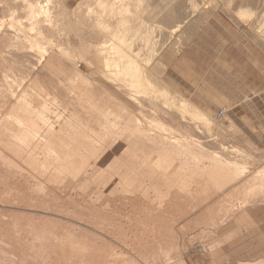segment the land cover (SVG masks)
Segmentation results:
<instances>
[{"label": "bare ground", "instance_id": "obj_1", "mask_svg": "<svg viewBox=\"0 0 264 264\" xmlns=\"http://www.w3.org/2000/svg\"><path fill=\"white\" fill-rule=\"evenodd\" d=\"M182 1L86 0L75 14L83 25L63 26L61 0H0V58L26 73L17 91L0 80V264H187V251L171 252L194 221L217 225L227 242L264 213V167L248 170L246 189L236 170L249 155L223 141L239 159L200 146L187 121L208 129L210 115L162 83V61L150 63L166 46L164 23L180 18L171 40L208 3ZM242 1L232 18L264 46V0ZM238 180L246 194L230 199ZM125 206L136 223L122 241ZM246 254L243 264H264V253Z\"/></svg>", "mask_w": 264, "mask_h": 264}, {"label": "rangeland", "instance_id": "obj_2", "mask_svg": "<svg viewBox=\"0 0 264 264\" xmlns=\"http://www.w3.org/2000/svg\"><path fill=\"white\" fill-rule=\"evenodd\" d=\"M195 1H196V3H199V5H200L201 0H195ZM210 1H212V3ZM85 2H86V0H61L60 8L57 5L58 8L56 7V10H58L60 13H62L63 16L67 15L68 10L70 12V13H68L69 15L66 16V18L64 17L65 19L63 18V16L60 15L61 20H63V19L66 20V22H65L66 24H64L63 26H82L83 25V23H79L80 20L78 21L75 18H77L79 16L77 14L79 12V11H77V9L79 8V10L81 11V9H80L81 5H82L81 7L84 6L83 7L84 9L86 8L85 5L82 4ZM182 2H184V4H185V2H187V0H185V1L183 0ZM207 2L208 3L206 4V7H203L202 5H200L199 12H197L196 15L192 19H190V21L188 22V25L186 24L181 29V31L178 33V36H176V37L174 36L171 40H169L171 37V36L169 37L170 28H173L174 27L173 25H175L176 21L180 18H177L173 22H170L169 25L167 23H164L163 29H166L165 34H167V35L164 34L163 43L166 40V42H165L166 44L164 43L166 46L159 53L160 55L154 59L155 61L153 60V62L151 61L150 63L155 62L154 64H156V62L158 61L156 59H159L160 61H162L161 63L162 64L164 63V65L166 66L164 68V73L162 75V79H163L162 83H164V85L166 84L168 89L170 88V90L173 93H175L176 95L181 94L180 96H183L186 99H188L191 103H193V105H195L196 107L201 109L203 112L208 113L207 114L208 116L210 115L209 117H211L210 119L213 121V124H211V126H209L208 129H207V125L205 124L204 120H202V121H200V119L195 120V118L193 119V117L190 116L189 117L190 119L188 121H190V120L191 121L190 122L187 121V123H188L187 125L189 128L192 127L191 125L194 126V127H192V128H194L193 129L194 131L192 133H195V134H193V135L194 136L196 135L197 137L200 136L199 139L195 136L198 139V143H200L199 144L200 146H203V148L206 149L207 151L211 150L210 147L211 148L214 147L213 150L216 149L215 152H217L218 154H220V153L225 154V155L227 154L228 157L230 155L231 159L235 160L237 157L235 158V156L230 154V153H226V152L223 153L222 149H220V147L222 148V146H220L218 143H222V141H223V142H226L224 144L225 145L227 144L226 145L227 147L232 144L231 147L236 146V148H238V149L240 147L241 150L242 149L244 150V153H247L249 155L248 158H246L247 156H245L242 158V160H238V162L242 161V162H240V166H242V168H244L246 166L245 163L249 164L248 161H251L250 164L251 163H253V164H251V165L249 164L248 166H246V168L248 167L247 170H246V168L243 169L242 171H240L238 169L236 170V173H238V171L240 172L237 174L239 176V178H241V176L244 178H246V176H248L247 177L248 179L247 180L245 179L246 181L244 182L245 188L247 189V186L248 185L250 186L251 185L250 183H252V181L251 182L248 181L249 180L248 174L250 172H252V173H250L251 175H256L257 173L255 174V171L257 172L259 169H261L260 168L261 166L264 167V164H263L264 163L263 162V160H264V90H262V89H264V46L261 45L262 44L261 41L256 43V37L257 36H256L255 31H257V29L251 31L250 28H248L249 26L239 25L236 22V20L235 19L233 20V18H232L234 15H236L234 13V11H236V9L241 7V4L242 5L244 4V2L242 0H207ZM61 3L63 6L65 4L64 8H63V6L61 7ZM186 4H185V6H187ZM65 7L68 9V10L66 9L67 11H65ZM92 8L94 9L95 6L93 5ZM60 9H61V11H60ZM71 12H72V14H71ZM184 12H185V10H184ZM185 13L186 14H183V13L182 14L186 15V16L189 14V13L187 14V11ZM75 14H77L78 16ZM82 16L83 15H81V17ZM69 17H71L72 20H68L67 18H69ZM203 20H204V22H203ZM70 21H72L73 23ZM207 21L210 22L211 26L213 24L212 27H206L205 28V30H211L212 31V36H210V37L205 36L204 39L197 40V46L195 47L194 53H192L189 56V58L186 59V61H184L183 63L182 62L178 63V58H180V55L183 52L184 48L186 47L187 43L193 39V37L195 36V34L199 30L203 29L202 27H204L205 22H207ZM260 22L261 23L264 22V19L263 18L260 19ZM198 23H200V24H198ZM77 24H79V25H77ZM263 28L264 27H262V26L259 27V29L261 30L260 32L262 34H264V32L262 31V30H264ZM74 31H76V29L71 31L70 34L72 35L73 33H75ZM167 31H168V33H167ZM219 31H229V33L234 36V39L232 40V42L234 44L233 43L232 44L231 43L226 44L225 42H227V41L224 38H221L218 35H216V33H218ZM69 32L70 31H68V33ZM251 32H253V33H251ZM72 36H73V39H72ZM72 36H71V39L75 40L76 37L74 36V34ZM167 37H169V38H167ZM176 38L178 40H176ZM260 38H264V36L262 35V37H260ZM176 41H178V42H176ZM173 48H175V50L178 52V54H176L175 56H171V51ZM224 49L228 50V52L234 56L238 55L239 50L241 51L242 64H243V66H242L243 67V73L241 74V81L246 83L247 80L248 81L250 80V78H249L250 77V71L253 73H257V76L259 78V81L257 80L258 84L256 85L260 88L259 89L260 94H259V97L257 98L258 99V101H257L258 109L253 112L254 114L246 111L242 116L246 120L244 122H246L248 124H250V122H251V123H253L252 126H250V125L241 126L240 125V121H241L240 114L236 110L228 109L229 106L224 105V102H219V99L221 97L219 94L222 92V90L224 88V86H222V85H224V83L226 81V79H225L226 73L223 72V70H221V69H218L217 71H213L210 69H211L212 65L214 64L213 58L216 57L217 54L218 55L222 54ZM5 55H7V53ZM221 57H223V56L221 55ZM1 59L2 58H0V60ZM7 60H8V63H6ZM7 60H6V62H5V60L4 61L1 60L3 62L0 61L1 62L0 63V69H1L0 70V80L2 79V81L4 80L6 82L9 81V83L13 84V89H14V88L18 87V84L20 82L19 83H17V82L22 81L23 79H21V78L26 76V73L24 72L25 73L24 74L22 71L17 70L16 73H19V75L16 76L17 74L14 73L16 71L14 68L15 66H13L14 70L12 69V67H10V65H14L13 63H11L12 60L10 58H7ZM3 63H6V65H4L2 67ZM7 64H10V65H7ZM150 66H151V64H150ZM9 69L11 72L9 71ZM245 70H248V71H245ZM2 72L6 76L4 74H2ZM21 72L23 74H20ZM8 74H9V76H8ZM20 75L21 76L24 75V76L21 77ZM255 76H256V74L251 75L253 82L256 79ZM45 80H46V78H45ZM257 81H255V82H257ZM233 82H235V79H233ZM15 83H17V85H15ZM249 83H250V81H249ZM249 83H248V85H249ZM28 85H29V81L26 79L24 81L23 88L26 90ZM256 86H254V87H256ZM15 90L17 91V88ZM177 93H179V94H177ZM149 109H147V111L150 112L151 109L150 110ZM220 110L226 111V114L223 118L218 117V113ZM1 111H3V110H1ZM149 112H147L146 115L153 116V115H150L151 113H149ZM139 117L141 120H145V119H143V117L141 115ZM219 126L223 127L222 131L219 130ZM232 129H234L235 132ZM216 131H218L217 132L218 134L221 133V135L220 134L219 135L222 137L223 140H219V138H221V137H218L219 135H217ZM225 132H226V134H225L226 136L223 135V133H225ZM179 133L181 134V132L176 131L175 134L178 137H180L181 135L179 136ZM216 135L218 138L216 137ZM203 143L206 144L205 146H209L208 147L209 150L204 145H201ZM215 143H217L220 147ZM249 148H251L252 150H250ZM243 150H242V152H243ZM254 150H255V152H254ZM210 152L213 153L214 151L211 150ZM250 156H252L253 158L256 157L255 158L256 161L254 159H252ZM237 159H239V158H237ZM246 159H248V160L246 161ZM253 161H255V162H253ZM239 169H241V168H239ZM244 170H246V171L244 172ZM248 170H249V173H248ZM243 173L244 174L246 173V174L244 175ZM237 175H235V177L237 179H239ZM240 180H238V181L242 183V181H240ZM239 182L235 183V184H239L237 186L232 184L234 187H237L238 189L233 188V186L230 184H227L225 187V188L229 189L230 188L229 186H232V188H230L231 190L227 189L230 192L234 189L236 191V189H237V191H236L237 196L235 193L230 194V192L227 194L228 196L224 195V191L226 190V189H224L223 192L221 191L222 193H220V194L218 193L220 195V197L222 198L223 196H227L228 198L231 199L232 195L233 196L235 195V197H238L239 196L238 193L240 194L241 190L243 193H245L246 192L244 190L245 188L242 189V185H244V183L241 184ZM195 183H194V185H197ZM240 186H241V188H239ZM239 189H241V190H239ZM228 191H225V192H228ZM242 192L240 195H242ZM215 194L217 196H219L217 193H215ZM229 194L231 195V197H229ZM217 196H216V199L212 198L213 199L212 202L217 201V199L218 200L220 199L221 201L226 199V197L225 198L223 197L222 198L223 200H222L220 197L218 198ZM242 196L238 197V199L241 198ZM233 199L235 201H237V198L235 199L233 197ZM220 200H219V202H220ZM122 207H124V206H122ZM125 208L126 209H123V210H126V211L122 210V212L120 213L121 219H118L117 216L116 217H117L118 221H120V222H121V220L124 223L127 222L125 224L126 227H125L124 223L121 222V225H120V223L117 221V219L115 220L116 222L119 223L117 225V223L115 222L117 229H119L118 230L119 231L118 233H120V235L118 234L119 238H120V236H121V238L122 237L124 238L125 235H127L126 234L127 232H128V236H129L131 233V230H129L128 227H130V225H133V223H136V221H133V223H130V222H132L130 220H135V219H132L135 216H134L133 212L130 210L131 208L129 206L128 207L125 206ZM128 210H130V212H128ZM124 213H126L125 215L130 213L128 215H130L129 217H131V218H129L127 215L126 217H128L127 218L128 220L126 221L125 220L126 218L124 217ZM128 222L130 224H128ZM205 222L202 221V223H201V222L197 221L198 226H200V228L197 225H195V223L194 224L192 223L193 225L190 224V227L188 229L189 230L191 229V230L189 231L187 229V231H186V232H188V233H186V234H188V235H186L187 237L182 236L181 238H183V239L178 238L179 241L175 242L177 245L174 243L175 246H177V247L173 246L174 250H172L173 252H171L172 253L171 255H173L174 253L180 254L177 252L179 250L181 252L187 251L188 253L186 252V255H185V260L187 261V264H243V262L240 261V258H241L240 254L242 253V251L244 253L246 250V253L248 255H250V258L251 257L253 258L254 254L257 252L258 253L255 254V256L260 254V252L264 253L263 252L264 251V213H262L258 219L253 220V222L250 224V227H249L250 228L249 233H248L247 227L244 229H241L239 233L230 237L227 240V242H224L225 241L224 238L220 237L221 235L217 232L218 230L216 231V229H218L217 225L212 226L209 220L207 221L208 225L206 224L207 222L206 223ZM114 225L115 224L113 223V226ZM119 226H121V227H119ZM122 226H124L125 228ZM193 226L194 227L196 226V228H194ZM204 226H206V227H204ZM121 228H123V229H121ZM117 229L115 228V232H117ZM124 229H127V231L126 230L124 231ZM206 230L208 231V233L209 232H211V233L208 234ZM201 231L202 232L204 231V233H202ZM124 233H125V235H124ZM212 233H214L216 235L214 236V234H212ZM250 233L251 234L253 233L252 234V235H254L253 238L250 236ZM218 234H219L220 239L216 238V236H218ZM126 237L124 239H122V241L126 240ZM206 237H207V239H206ZM128 240L129 239L127 238V241ZM181 240H182V242H181ZM252 241H253V244H252ZM128 242H130V240ZM225 243H227V244H225ZM183 245H184L185 249L187 248L186 250L185 249L182 250ZM227 245H228V247H227ZM248 245H250L251 247L250 246L247 247ZM178 247L180 248L179 250L177 249ZM244 248H245V250H244ZM262 248H263V251L261 250ZM202 249H206V252H204ZM233 249H236V250H233ZM226 252H229V253L231 252V253L229 255L228 253L226 254ZM242 256H243V254H242ZM234 257H236V258L234 259ZM246 258L248 259L249 256H246Z\"/></svg>", "mask_w": 264, "mask_h": 264}, {"label": "crops", "instance_id": "obj_3", "mask_svg": "<svg viewBox=\"0 0 264 264\" xmlns=\"http://www.w3.org/2000/svg\"><path fill=\"white\" fill-rule=\"evenodd\" d=\"M212 26L210 25V22L208 21L205 22L204 27H202L203 29L199 30L195 34L193 39L189 41L186 47L184 48L183 52L180 55V58H178V63H181V62L183 63L184 61H186V59L189 58V56L192 53H194L195 47L197 46V40L204 39L205 36L206 37L212 36L211 30H205L206 27H212ZM216 35H218L221 38H224L227 41L225 42L226 44L233 43L232 40L234 39V36L230 34L229 31H219L218 33H216ZM217 55L216 57L213 58L214 64L212 65L210 70L217 71L218 69H221L223 70V72L226 73V76H225L226 81L224 85H222L224 86V88L222 92L219 94L221 96L219 99V102H224V105L229 106L228 109L236 110L240 114V119H241L240 125L241 126H244V125L252 126L253 123L250 122V124H248L244 122L246 120L242 116L246 111L254 114L253 112L258 109V106H257L258 99L257 98L259 97V94H260L259 92L260 88L256 86L259 81L257 73H253L250 71V77H249L250 83L248 80L246 83H244L243 81H241V74L243 73L241 51L239 50L238 55L234 56V55H231L228 52V50L224 49L222 54L218 56ZM221 55L223 57H221ZM245 71H248V70H245ZM252 74L253 75L256 74L255 76L256 79L254 80V82L252 81V78H251ZM233 79H235V82H233Z\"/></svg>", "mask_w": 264, "mask_h": 264}, {"label": "built area", "instance_id": "obj_4", "mask_svg": "<svg viewBox=\"0 0 264 264\" xmlns=\"http://www.w3.org/2000/svg\"><path fill=\"white\" fill-rule=\"evenodd\" d=\"M225 114H226L225 110H220L219 113H218V116L222 118V117L225 116Z\"/></svg>", "mask_w": 264, "mask_h": 264}]
</instances>
